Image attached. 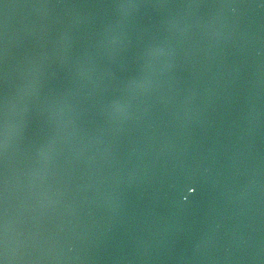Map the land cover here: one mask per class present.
<instances>
[{
  "label": "water",
  "instance_id": "95a60500",
  "mask_svg": "<svg viewBox=\"0 0 264 264\" xmlns=\"http://www.w3.org/2000/svg\"><path fill=\"white\" fill-rule=\"evenodd\" d=\"M0 264H264V0H0Z\"/></svg>",
  "mask_w": 264,
  "mask_h": 264
}]
</instances>
